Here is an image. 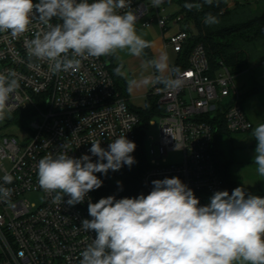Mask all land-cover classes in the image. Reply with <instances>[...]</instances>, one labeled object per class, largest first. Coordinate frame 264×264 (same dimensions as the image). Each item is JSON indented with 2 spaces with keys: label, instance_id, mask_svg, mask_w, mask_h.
<instances>
[{
  "label": "built area",
  "instance_id": "obj_1",
  "mask_svg": "<svg viewBox=\"0 0 264 264\" xmlns=\"http://www.w3.org/2000/svg\"><path fill=\"white\" fill-rule=\"evenodd\" d=\"M167 2L154 7L152 0H130V8L120 11L136 13V23L144 28L156 23L163 35L175 28L164 38V48L178 54L191 34L185 30L183 15L167 13ZM50 23L61 21L54 17ZM47 30L36 14L22 34L0 31V74L12 73L9 78L18 85L5 110L36 112L30 130L20 140L0 136V186L12 190L8 201L0 200V264H80L81 253L96 236L80 228L83 219H91L89 198L92 203L95 199L89 192L75 206L66 203L67 196L64 203L55 202V193H46L38 184V163L46 155L64 152L73 158L91 156L93 141L107 149L121 135L135 144L138 140L141 118L117 90L106 56L79 58L77 71L54 73L49 61L31 55L28 49V42ZM168 77L180 85L160 88L156 84L151 91L160 96L165 111L157 116L158 137L145 134L149 160L141 184L149 194L153 180L179 177L204 206L214 192L224 191L214 145L218 127L207 118H214L223 106L220 112L230 133L248 132L253 124L242 108L234 74L223 63L213 71L203 44L192 49L186 68L170 65ZM149 125H157L154 118ZM174 153L181 154L180 160L170 162ZM96 160L93 156L92 161ZM6 174L13 177L12 183H4ZM33 194H40L42 203L29 202Z\"/></svg>",
  "mask_w": 264,
  "mask_h": 264
},
{
  "label": "clouds",
  "instance_id": "obj_2",
  "mask_svg": "<svg viewBox=\"0 0 264 264\" xmlns=\"http://www.w3.org/2000/svg\"><path fill=\"white\" fill-rule=\"evenodd\" d=\"M162 0H152L159 6ZM211 4L212 0H205ZM198 5L186 4L191 9ZM130 8V0H0V31L13 36L27 31L31 16L48 30L38 33L30 42L31 55L49 61L54 73L77 71L79 58L104 57L127 49L140 56L149 43L137 35L138 16ZM61 23L52 25V18ZM206 24L217 22L210 13ZM71 52V58L69 53ZM160 73L167 70L161 56L153 62ZM117 74H122L117 68ZM0 74V119L4 118L9 95L17 85L15 79ZM167 87H179V80L157 78ZM142 83L148 85L150 79ZM256 140L254 162L264 176V123L253 129ZM136 144L121 135L101 147L91 142L90 155L73 158L68 153L46 155L38 163V184L46 193H55L57 203L75 206L84 202L90 191L99 189L109 170L131 168L136 163L131 155ZM97 157L95 162L92 157ZM106 161V162H105ZM5 184L13 181L3 177ZM146 196L134 198L102 197L96 203L89 198L88 213L80 228L96 233L92 243L81 253L80 264H264V197L252 195L242 187L216 191L207 205L201 206L194 192L179 177L156 179ZM121 187V182L117 181ZM11 189L0 186V200L8 201Z\"/></svg>",
  "mask_w": 264,
  "mask_h": 264
},
{
  "label": "trees",
  "instance_id": "obj_3",
  "mask_svg": "<svg viewBox=\"0 0 264 264\" xmlns=\"http://www.w3.org/2000/svg\"><path fill=\"white\" fill-rule=\"evenodd\" d=\"M186 4L198 5V7L194 6L189 9L185 7ZM167 5L178 6L179 11L174 15L184 16L185 30L191 34V38L188 40L183 52L177 54L175 64L178 70H182L188 66V58L192 49L198 44H203L206 48L213 71L218 70L221 63H223L230 71L232 69L234 72H243L249 65V56L242 49V45L264 40V18L262 17L253 18L238 25H223L224 19L231 14L226 0H212L211 4L206 3L205 0H168ZM209 13L216 17V23L206 24L204 22L205 16ZM192 24L196 29V34L189 31ZM109 67L115 79L117 90L127 99L125 95V85L117 74V68L114 66L113 59ZM158 77H161V75L156 69V79ZM157 85L160 88L166 86L158 79ZM159 98L160 96L150 94L144 108H134L141 118L136 149L131 153L136 163L132 165L131 168L125 165L119 171L113 172L109 170L107 176L101 173H95L98 178L103 180V184L99 189L90 191L95 202H98L102 197L110 195L115 196L116 199H121L124 197L134 198L140 194L146 196L148 194L141 184L142 174L148 166L145 134L150 120L162 115L165 111V107L159 103ZM222 109L223 106L219 108V112L214 118H207V120L218 127L214 141L217 167L224 180V191H228L229 194H231L232 190L237 188L230 172L232 163L222 158L221 152L217 148L218 135L221 132L230 133L227 130L224 116L220 112ZM35 115L36 112L30 108L18 110L12 114V122L19 127H24ZM117 181L121 182L122 189L117 185ZM252 195L264 197V193Z\"/></svg>",
  "mask_w": 264,
  "mask_h": 264
},
{
  "label": "rangeland",
  "instance_id": "obj_4",
  "mask_svg": "<svg viewBox=\"0 0 264 264\" xmlns=\"http://www.w3.org/2000/svg\"><path fill=\"white\" fill-rule=\"evenodd\" d=\"M231 10L223 21L224 26H232L245 23L253 18H264V0H226ZM239 3H238V2ZM247 3V4H246ZM179 11L178 6H168L167 13L175 14ZM137 35L146 40L149 45L154 41L163 40L162 32L154 23L151 28L142 27V23L135 25ZM190 32L196 34V29L192 24ZM170 34L166 33L165 38ZM242 49L249 56V65L243 72H234V82L242 93V108L253 124V129L259 124L264 123V40L245 43ZM120 61H125L132 56L127 49H117L115 52ZM168 59L171 65H175L177 56L171 49L168 50ZM157 61V58L155 59ZM155 66V65H154ZM144 73L150 74L153 68L148 65H142ZM138 106H144L141 102ZM12 114L5 110L4 118L0 119V136H15L19 140L30 130V121L24 127H19L12 122ZM37 119V118H35ZM157 125H148L146 137H158V117L154 118ZM253 129L242 133L221 132L218 135L217 148L221 152V157L232 163L231 176L236 187H242L251 194L264 193V176L257 172V165L254 162L256 140L252 135ZM180 153H174L170 156V162L180 160ZM147 161L149 160L146 152ZM7 168L10 164L6 162ZM29 202L40 204L43 198L40 194H33L28 198ZM234 264H248L245 261H237Z\"/></svg>",
  "mask_w": 264,
  "mask_h": 264
},
{
  "label": "crops",
  "instance_id": "obj_5",
  "mask_svg": "<svg viewBox=\"0 0 264 264\" xmlns=\"http://www.w3.org/2000/svg\"><path fill=\"white\" fill-rule=\"evenodd\" d=\"M153 25L154 23L149 28H151ZM157 27L160 29L158 25ZM175 31V28H171L166 33L171 35ZM165 35H163L162 33L163 38H165ZM168 50L169 49H167L166 51L164 48V39H159L156 42L154 41V43L152 45H149V47L145 48L140 56L132 55L125 61V63L118 59L116 53L106 56V59L108 60L109 64H111V60L113 59L114 66L116 68H120V72L122 74L118 75L125 85V95L133 108H144L153 87L157 84L156 68L153 63L156 58L157 60H159L161 56L166 57L167 70L164 73H160L159 71L158 72L161 76H163V78H169L168 75L171 64L168 59ZM174 54L177 56L176 53ZM142 65H148L153 68V72L151 73V75L144 73V70L141 69ZM145 78L150 79L151 83H149L148 85H144L142 81ZM141 102H144V106L142 107L138 106Z\"/></svg>",
  "mask_w": 264,
  "mask_h": 264
}]
</instances>
